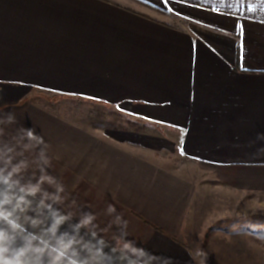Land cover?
Returning <instances> with one entry per match:
<instances>
[{
  "label": "crops",
  "instance_id": "1",
  "mask_svg": "<svg viewBox=\"0 0 264 264\" xmlns=\"http://www.w3.org/2000/svg\"><path fill=\"white\" fill-rule=\"evenodd\" d=\"M6 113L102 228L170 264H264V0H0Z\"/></svg>",
  "mask_w": 264,
  "mask_h": 264
},
{
  "label": "clouds",
  "instance_id": "2",
  "mask_svg": "<svg viewBox=\"0 0 264 264\" xmlns=\"http://www.w3.org/2000/svg\"><path fill=\"white\" fill-rule=\"evenodd\" d=\"M49 148L14 113L0 115V264H170L130 239L120 215L102 228L70 199Z\"/></svg>",
  "mask_w": 264,
  "mask_h": 264
},
{
  "label": "rangeland",
  "instance_id": "3",
  "mask_svg": "<svg viewBox=\"0 0 264 264\" xmlns=\"http://www.w3.org/2000/svg\"><path fill=\"white\" fill-rule=\"evenodd\" d=\"M95 112V111H94ZM119 111H116L115 109H105V118H106V122H111L112 124V128H114L116 131L117 130H121L120 133H118V136L120 138H129L130 134L128 133L129 130L132 131L133 127L128 126V123L126 120H119L118 118V113ZM125 119H127V117H125ZM114 125V126H113ZM118 126V127H117ZM140 128V127H137ZM139 131H137V134H139ZM131 138H145V137H140V135H137L136 137H132ZM256 256H250L248 261H247V257L246 256H241L239 254H233V255H220V256H216V264H247L248 262H250L249 264H251L252 262H256Z\"/></svg>",
  "mask_w": 264,
  "mask_h": 264
},
{
  "label": "snow or ice",
  "instance_id": "4",
  "mask_svg": "<svg viewBox=\"0 0 264 264\" xmlns=\"http://www.w3.org/2000/svg\"><path fill=\"white\" fill-rule=\"evenodd\" d=\"M243 34V31L241 30V35Z\"/></svg>",
  "mask_w": 264,
  "mask_h": 264
}]
</instances>
